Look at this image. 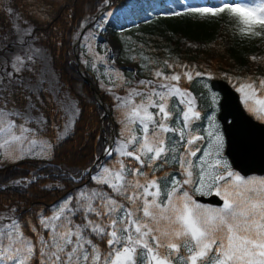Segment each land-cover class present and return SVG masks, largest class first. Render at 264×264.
<instances>
[{"label": "snow or ice", "instance_id": "obj_1", "mask_svg": "<svg viewBox=\"0 0 264 264\" xmlns=\"http://www.w3.org/2000/svg\"><path fill=\"white\" fill-rule=\"evenodd\" d=\"M109 2L103 0L105 6ZM8 14L18 15L11 8ZM166 15L202 19L226 15L242 37L264 36V0L188 5ZM102 25L103 18L97 35ZM13 31L20 43H25L24 36L32 37V31L19 24ZM38 52L13 55L9 82ZM88 52L92 60L84 63L98 72V65L104 66L101 74L110 83H130L119 70L108 67L109 61L115 63L111 49L101 55L89 43ZM164 64L182 71L166 74L156 68L152 80L136 81L142 90L128 88L125 96L101 83L113 93L120 114V132L104 148L112 160L68 175V181L79 187L52 205L50 215L41 210L28 218L18 216L16 206L0 213V264H264V178H247L233 169L224 154L225 135L215 111L202 117L196 97L181 86L182 78L191 82L204 74L187 65L167 60ZM3 85L0 77V89ZM236 91L245 109L264 121V78H249ZM25 100L30 105L31 96ZM212 102L216 103L215 95ZM29 105L9 108L7 100L0 103V156L5 160L53 159L68 134L71 121L61 131L42 114L32 117L34 105L31 109ZM69 111L78 112V106ZM202 119L207 127L201 126ZM48 127L55 133L52 140L44 138ZM84 176L88 184L83 183ZM40 179L31 175L14 183L28 188ZM54 187L64 190L60 183ZM212 195L222 203L212 206L197 199ZM25 225L32 235L25 234Z\"/></svg>", "mask_w": 264, "mask_h": 264}, {"label": "trees", "instance_id": "obj_2", "mask_svg": "<svg viewBox=\"0 0 264 264\" xmlns=\"http://www.w3.org/2000/svg\"><path fill=\"white\" fill-rule=\"evenodd\" d=\"M139 1L111 0V8L121 10L129 7L133 14L139 13ZM189 1L192 6H201L202 0ZM158 2L164 5V0ZM174 2L181 6V11L184 10L183 0ZM214 2L220 3L222 0H208V3ZM102 7L103 0H0V34L10 31L14 17L8 14V9H14L18 14L15 18L30 24L39 42L48 50L59 85L75 100L79 109L72 131L63 139L62 146L56 150L53 159H24L0 168L2 187L14 179L28 178L32 173L42 178L28 188H0V213L16 206L19 209L16 213L18 216L28 218L30 213L41 210L49 215L48 209L75 187V183L68 181V175L90 168L104 151L103 138L97 139L102 110L77 73L76 65L69 62L68 53L71 47L70 35L78 30L83 17L97 13ZM166 14L151 15L146 11L142 17L134 16V20L145 18L142 28H136L140 32L138 40L146 49L149 60L153 61L152 65L162 68L166 74L181 72L182 69H169L164 64L165 60L173 65H187L188 70L204 74L200 77L194 76L191 82L182 84L196 97L203 116L214 108L209 102L205 81L209 83L210 79H222L236 88L249 78H264V36L242 37L235 21L226 15L202 19L191 15ZM252 57L257 59L253 60ZM88 77L91 79V76ZM95 87L101 93L97 84ZM134 87L142 90V86H138L136 82ZM117 95L125 96L127 91L117 92ZM103 99L112 104L108 94H104ZM43 112L49 125L51 122L60 121V111L55 101L48 102ZM45 133L46 139H53L54 133L50 127L45 129ZM111 160V157L104 159L105 162ZM101 162L102 160L98 164ZM44 180L53 187L46 188ZM82 180L85 184L86 176ZM57 183L63 184L64 190L55 188ZM30 218L37 224L34 215ZM24 230L26 235H32L27 225Z\"/></svg>", "mask_w": 264, "mask_h": 264}, {"label": "rangeland", "instance_id": "obj_3", "mask_svg": "<svg viewBox=\"0 0 264 264\" xmlns=\"http://www.w3.org/2000/svg\"><path fill=\"white\" fill-rule=\"evenodd\" d=\"M238 2L256 3L257 0H238ZM183 3L189 5L190 1L183 0ZM216 4L218 3L217 2L208 3V0L201 1V5L215 6ZM139 6H140V12L139 13L134 12V14L130 12L129 7H125L121 11H115L114 9H111L109 6L107 10L104 11L103 14L99 16L96 20H93L91 24H89L91 21L90 19L86 20L85 26H87V28L84 31L83 36L81 37V40L79 42L76 51L73 52L71 46L68 52L70 58L69 62L75 64V57L77 56V60L80 63L82 69L84 70V75L88 79H89L88 75L91 76V79L94 81L93 82L94 86L95 84H97L99 89L101 90V93L103 95L108 94L112 100V104H109L105 108L107 111V115L102 114L100 117L99 136L97 137V139L103 138V140L106 142L109 138V135L106 134L105 132L106 119L111 118L116 123L117 126L116 128L118 129L117 136L120 132L121 125L118 123L120 114L116 110V101L113 98V93L107 92L105 88L101 86V83L103 82L105 86L112 87L113 92L115 93V95H117V92L119 93L125 92L126 89L134 87V82L138 80H152L153 79L152 70L156 69V67H154L152 63H149L150 60L147 51L144 48L143 44L138 40V37H140L139 35L140 32H138L136 28H138L139 30L142 28L143 25L142 22L140 21H143L144 19L141 18L140 20H134L135 19L134 16H141L147 10L150 12V14H159L164 11H168L169 13H171L173 11H180L181 9V6L174 5L173 0H165V6H162L158 2V0H140ZM106 13H110V15H105ZM101 18H103V25H102L103 30L100 31L99 34L97 35V24L100 23ZM16 24H19L21 28L27 27L29 28L30 31H32V37L29 36L23 37L25 43H20L18 41L17 33L13 31V26ZM11 29L8 33L0 34V77L4 78L3 88L0 89V103H2L3 100H7L9 108H23L25 105H29V102L25 100V97L31 96V103L29 105V108L31 109V106L34 105V110H31V116L37 117L40 116L41 114L44 116L43 110L45 105L48 104V102H50L51 100H53L57 103L58 109L60 111V121L54 124L60 126V129L62 131L65 123L71 121V126L68 129V134H69L73 129V122L78 113V112L74 113L72 111H69V109H71L73 105L77 106V104L75 100L72 97L68 96L59 85L57 75L55 74L51 65L48 50H46L45 46H43L39 42V39L35 36L36 32L33 31V28L30 24L28 25L25 22L19 21L14 17V20H12ZM77 36H78L77 31L72 32V34L70 35V44L74 42ZM93 37L96 38L90 39ZM89 43H91L94 50L100 53L101 55L104 54L106 49H111V55L115 57V63H111V61H109L108 67L110 69L119 70L123 74L125 80L130 83L121 84L119 80H116L114 84L110 83L109 77L101 74L104 72V66L98 65V68L100 69L99 72L93 70L90 66H87L84 63V61L92 60V56L88 52ZM30 49L39 50V52L38 54H35L33 56L32 61L28 62L26 70L20 73H14L13 79L11 80V82H9L7 72L12 70L10 66V61L13 58V55L14 54L24 55L26 52H29ZM132 57H136V59L133 60ZM145 57L147 59H144ZM142 64L147 65V67H141ZM205 82H206L205 87L209 91L208 94L209 102L211 103V105H213L214 107L213 110H215V113L217 115L216 109L218 106L219 95L209 90L208 82L207 81ZM186 83L189 82H187L185 79L182 78L181 86L182 84H186ZM88 88L90 89L89 86ZM234 90L236 91V88H234ZM237 94L239 95L241 102V93L237 92ZM213 95H215L216 97L215 104H213L212 102ZM241 105L249 116H251L257 122L264 124V121H260L256 119V117L253 114L249 113L245 109L242 103ZM197 106L202 113V108L198 104V102H197ZM201 122H203L202 127H207L206 120L202 119L200 121V124ZM51 124H53V122H51L50 125ZM29 126L36 127L35 124ZM51 131L53 132L52 128ZM107 158L108 156H106L105 153H103L102 162L100 164L107 163L104 161V159ZM24 159H36L40 161L49 160V159L47 160L37 159L33 157H27ZM24 159H20L18 161H10V160H5L3 159L2 156H0V168L16 164ZM31 175H33V173ZM30 176L28 178H30ZM247 178L260 179V178H264V176H249ZM16 180H22V179L21 178L14 179L12 180V183L15 184L14 182ZM44 184L47 185V182H45V180H44ZM77 187H79V185L75 184L74 189L72 191L67 192L64 196L60 197V199L56 203L62 200L65 196L71 194Z\"/></svg>", "mask_w": 264, "mask_h": 264}, {"label": "water", "instance_id": "obj_4", "mask_svg": "<svg viewBox=\"0 0 264 264\" xmlns=\"http://www.w3.org/2000/svg\"><path fill=\"white\" fill-rule=\"evenodd\" d=\"M109 4L97 14L93 16L89 15L87 18L97 19L107 10ZM85 28L84 26L79 28V36L72 43L73 52L76 50ZM75 64L78 74L90 87L96 103L106 114L107 111L105 110L102 96L95 89L94 83L84 75V71L77 61V56L75 57ZM210 87L221 94L218 120L222 125L226 139L225 155L233 169L245 177L254 175L264 176V124L258 123L246 115L241 108L238 95L225 81L213 79L210 81ZM101 158L102 156L99 157V160ZM96 164L97 162H94L90 168H94ZM11 187L12 185L10 184L6 186L7 189ZM197 199L202 203L212 206L222 203L214 195L208 197L197 196Z\"/></svg>", "mask_w": 264, "mask_h": 264}, {"label": "bare ground", "instance_id": "obj_5", "mask_svg": "<svg viewBox=\"0 0 264 264\" xmlns=\"http://www.w3.org/2000/svg\"><path fill=\"white\" fill-rule=\"evenodd\" d=\"M74 38V37H73Z\"/></svg>", "mask_w": 264, "mask_h": 264}]
</instances>
